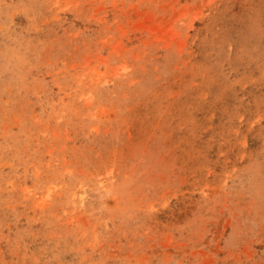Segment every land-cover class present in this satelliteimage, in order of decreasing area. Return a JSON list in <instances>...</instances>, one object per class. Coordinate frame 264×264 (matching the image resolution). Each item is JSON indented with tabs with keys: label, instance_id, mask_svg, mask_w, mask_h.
Masks as SVG:
<instances>
[{
	"label": "rangeland",
	"instance_id": "obj_1",
	"mask_svg": "<svg viewBox=\"0 0 264 264\" xmlns=\"http://www.w3.org/2000/svg\"><path fill=\"white\" fill-rule=\"evenodd\" d=\"M0 264H264V0H0Z\"/></svg>",
	"mask_w": 264,
	"mask_h": 264
}]
</instances>
